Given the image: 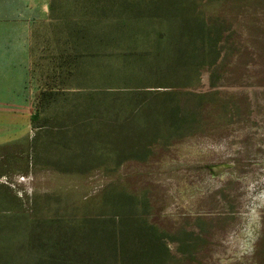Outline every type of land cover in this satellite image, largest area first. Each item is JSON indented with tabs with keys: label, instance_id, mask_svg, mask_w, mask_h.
Listing matches in <instances>:
<instances>
[{
	"label": "trees",
	"instance_id": "16d2710c",
	"mask_svg": "<svg viewBox=\"0 0 264 264\" xmlns=\"http://www.w3.org/2000/svg\"><path fill=\"white\" fill-rule=\"evenodd\" d=\"M203 1L84 0L82 16L71 19L59 13L60 0H51V19L63 28L70 49L67 74L58 77L74 79L83 90L58 85L42 92L41 101L66 103L53 118V128L44 132L45 144L51 147L47 162L81 172L94 167L112 170L129 161L147 162L153 156L150 146L159 140L170 144L198 131L204 110L221 103V94L157 89L189 86L207 67L214 68L213 86L221 78L228 59L223 51L232 46L225 35L229 28L210 14L214 0ZM101 196L92 216L63 213L57 199L49 217L36 203L32 219L17 206L12 215H0V264L194 260L195 234L179 230L181 238H176L154 223L147 190L137 196L121 184H110ZM7 197L0 189L2 213ZM170 241L178 244L175 253ZM256 255L258 264H264V234Z\"/></svg>",
	"mask_w": 264,
	"mask_h": 264
},
{
	"label": "rangeland",
	"instance_id": "374dc122",
	"mask_svg": "<svg viewBox=\"0 0 264 264\" xmlns=\"http://www.w3.org/2000/svg\"><path fill=\"white\" fill-rule=\"evenodd\" d=\"M83 5L84 0H60L59 13L79 18ZM208 10L229 28L225 35L232 46L223 51L228 59L221 78L213 86L214 68L207 67L189 86L157 90L219 92L225 103L206 107L195 134L151 145L147 162L81 172L45 160L51 147L44 132L66 103L41 101L42 92L58 85L83 90L74 79L58 77L60 65L68 69V54L56 40L41 50L37 69L0 76V189L8 196L0 215H12L17 206L32 219L36 203L49 217L57 199L63 213L92 216L104 190L121 184L137 196L148 191L152 221L167 233L195 234L197 251L187 264H258L256 249L264 234V0H214ZM37 15L40 37L65 38L63 28L50 26L48 11L41 7ZM168 246L175 253L178 244Z\"/></svg>",
	"mask_w": 264,
	"mask_h": 264
},
{
	"label": "crops",
	"instance_id": "0c3cea01",
	"mask_svg": "<svg viewBox=\"0 0 264 264\" xmlns=\"http://www.w3.org/2000/svg\"><path fill=\"white\" fill-rule=\"evenodd\" d=\"M50 2L51 0H0V76H19L22 75V70L37 69L41 50L49 48V44L55 40L57 44L64 46V56L70 53V49L65 47L66 38L39 36L37 14L41 7L43 11H48L50 26L55 29L58 25L51 19ZM21 28H24V35L19 32ZM59 67V73L67 70L61 68V65ZM27 74L32 75L31 72Z\"/></svg>",
	"mask_w": 264,
	"mask_h": 264
}]
</instances>
